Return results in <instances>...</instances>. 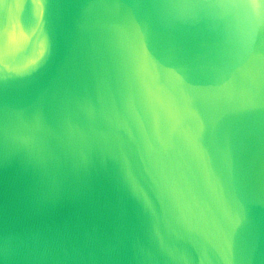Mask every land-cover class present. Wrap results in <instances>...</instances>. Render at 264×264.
Returning a JSON list of instances; mask_svg holds the SVG:
<instances>
[{"label":"water","instance_id":"obj_1","mask_svg":"<svg viewBox=\"0 0 264 264\" xmlns=\"http://www.w3.org/2000/svg\"><path fill=\"white\" fill-rule=\"evenodd\" d=\"M0 264H264V0H0Z\"/></svg>","mask_w":264,"mask_h":264}]
</instances>
